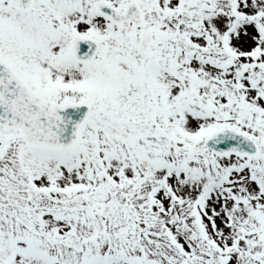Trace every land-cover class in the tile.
Returning <instances> with one entry per match:
<instances>
[{
	"label": "snow or ice",
	"instance_id": "obj_1",
	"mask_svg": "<svg viewBox=\"0 0 264 264\" xmlns=\"http://www.w3.org/2000/svg\"><path fill=\"white\" fill-rule=\"evenodd\" d=\"M0 264H264V0H0Z\"/></svg>",
	"mask_w": 264,
	"mask_h": 264
}]
</instances>
